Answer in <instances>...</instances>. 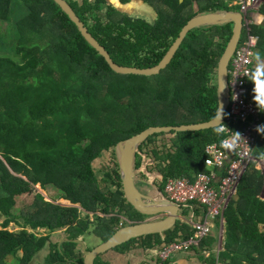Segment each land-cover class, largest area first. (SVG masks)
<instances>
[{
	"label": "trees",
	"instance_id": "16d2710c",
	"mask_svg": "<svg viewBox=\"0 0 264 264\" xmlns=\"http://www.w3.org/2000/svg\"><path fill=\"white\" fill-rule=\"evenodd\" d=\"M17 1L27 14L14 25L16 60L0 56V264H10V260L32 264L48 248L44 264H83V251L75 252V247L91 223L78 207L86 213L109 214L96 216L93 223L91 234L102 242L116 230L114 216L122 214L129 222L146 218L127 203L118 167H103L97 177L93 162L112 153L118 142L151 126L213 119L218 109L219 61L233 25L192 30L157 75L119 74L52 0ZM65 1L115 63L143 69L161 62L191 19L237 12L224 0H118L121 5L141 1L153 8L156 20L150 24L124 15L107 0ZM10 8L11 0H0V21L8 20ZM250 34L258 37L257 45L264 40L256 28ZM248 98L256 106L264 100V81L255 72ZM259 124H264V109ZM223 137L215 128L154 134L138 147L135 183L147 182L146 174L138 172L143 153L158 167L163 191L169 178L192 179L199 173L206 146ZM261 154L264 135L258 133L254 157L261 160ZM257 176L252 166L229 201L219 264H264V201L258 198L261 182ZM37 185L55 191L57 198L72 206L53 204L38 193L14 214L15 200ZM188 212L184 210L182 216ZM11 224L19 231L9 232ZM42 228H66L69 236L52 245L48 237L38 238L27 231ZM163 234V238L152 234L132 239L112 250L158 248L187 239L192 226L178 220ZM216 241L217 235H210L201 247H211ZM101 256L94 264H108Z\"/></svg>",
	"mask_w": 264,
	"mask_h": 264
},
{
	"label": "built area",
	"instance_id": "2783aa9c",
	"mask_svg": "<svg viewBox=\"0 0 264 264\" xmlns=\"http://www.w3.org/2000/svg\"><path fill=\"white\" fill-rule=\"evenodd\" d=\"M230 1L233 6L240 8L239 14L244 24L242 12L247 7H253L251 3L254 0ZM240 39L229 60L227 112L231 115L224 120V137L221 140L230 141L235 131L242 132L245 138L240 139L235 150L222 147L221 141L208 144L205 148L204 166L199 173L192 179L179 177L166 181L162 191L166 199L179 207L180 216L184 210L191 212L190 221L184 220L192 226V235L154 249L151 253L157 264H163L173 254L199 247L213 233L217 224H224L225 211L240 180L252 166L261 162L254 157L258 138L255 127L259 124L261 110L248 98L258 37L247 30L242 41Z\"/></svg>",
	"mask_w": 264,
	"mask_h": 264
},
{
	"label": "water",
	"instance_id": "95a60500",
	"mask_svg": "<svg viewBox=\"0 0 264 264\" xmlns=\"http://www.w3.org/2000/svg\"><path fill=\"white\" fill-rule=\"evenodd\" d=\"M64 13L68 15L71 21L76 25L81 35L92 45L101 56H103L110 68L119 74H134L142 76H153L159 74L174 58L177 50L181 46L185 37L194 29L204 26H218L224 24H232L233 31L229 42L224 49L223 55L218 66V107L220 100L226 106L229 105V60L234 53L239 39L242 35V17L239 13H218L210 15H200L191 19L182 29L179 37L175 40L161 62L152 68H137L129 66H121L115 63L97 39H95L77 17L71 6L65 0H52ZM118 1V0H117ZM119 2V1H118ZM183 2V0H180ZM121 5V4H120ZM221 84V95H220ZM225 120V119H224ZM223 121H214V118L202 123L187 124L180 126H151L139 134H136L128 139L118 142L116 145L118 152V165L122 192L129 205L138 213L145 216V220L141 222H129L128 225L122 226L114 231V233L104 242L93 247L90 250L83 251V264H94L97 256L112 250L132 239H137L146 235L160 234L173 229L180 216L179 207L172 204L160 192V198H155L142 193L135 183V156L139 153V145L146 141L149 137L157 133L163 132H189L212 129L218 126ZM159 219H147L149 217H158Z\"/></svg>",
	"mask_w": 264,
	"mask_h": 264
},
{
	"label": "rangeland",
	"instance_id": "374dc122",
	"mask_svg": "<svg viewBox=\"0 0 264 264\" xmlns=\"http://www.w3.org/2000/svg\"><path fill=\"white\" fill-rule=\"evenodd\" d=\"M78 3H82L83 0H75ZM93 1V0H92ZM247 1V0H245ZM224 2L231 8H234L235 6H233L232 1L230 0H224ZM238 3V1H236ZM107 3L111 6L114 7L117 11L123 13L124 15H127L128 17L132 18V19H141L146 21L147 23L152 24L154 21V19L156 18V12L154 11L153 8H151L150 6L144 4L141 1H133L130 2L127 5H120V3L117 0H107ZM253 5V7H247L245 11L242 12L243 16H244V24H243V32H242V37H244L245 32L248 30H250V32L252 31V27L253 24L251 22V13L259 10L260 8H263L261 6H263L262 4V0H254L253 3H251ZM250 4V6H251ZM246 7V4H245ZM237 8V12L236 13H241L240 12V8L239 7H235ZM27 12L26 10L22 7L21 4L18 3L17 0H11V8H10V15L7 21H0V56H8L13 58L14 60H16V57L14 56V51H15V38L13 36L14 33V25L16 22H18V20L23 19L22 17L26 16ZM164 78V77H163ZM144 156V161L145 163L147 162V169L148 172L146 173V176L144 178L145 181H147L146 186L142 185L141 183H137V188L142 192V193H148L149 191V195L153 196L155 198H160V192H162L160 190V186L159 183L163 180L162 175L160 174V172H158V167L155 168V165H153V161L150 159V157L148 155H146L145 153L142 154ZM144 161L142 166L144 165ZM261 162H259L258 164H255L253 166V168H255V170H258V178L260 179L261 182V188H260V192L258 193V198L261 201H264V158H262V160H260ZM118 152H117V148L115 147V149L113 150V152L111 153V151H109L107 154H105L102 158L97 159L93 162V168L96 171V175L97 177H101L102 172H103V167L106 166H110V167H118V172H119V165H118ZM142 167H140L138 169V172L140 173V175L143 173ZM120 175V174H119ZM41 194L44 199L48 202H52L53 204H57L60 206H66V207H70L72 206V204H70L68 201H65L63 199H59L57 198V193L51 189H46V190H42L40 189V187L34 186L32 187L31 191L27 194L22 195L20 198L15 200V208L13 209V213L14 214H18V212L23 209L24 207H26V205H29L33 199L34 196L36 194ZM130 206V205H129ZM76 207H78L76 205ZM78 210L81 212V216H88V219L91 223V225L88 226V230L80 235L77 239V244L75 247V252H78L79 250H82L83 247L85 249H92L93 247L99 245L100 243H102V241L97 238L96 236H94L93 234H91V231L94 228V220L95 217H103V216H109L108 215H104L101 212L97 211L95 213H86L84 211H81L78 207ZM132 210V209H131ZM111 216V215H110ZM115 218H117L118 220L116 221L115 225V229L117 230L118 228L125 226L127 223H129V220H127V217H125L122 214L116 215L114 216ZM162 218L161 216L158 217H149L147 219H159ZM187 220L188 222L190 221L191 218V212H188L185 214V217H183L182 215L179 216L178 220H183L184 219ZM177 220V221H178ZM3 223V219L0 218V229H1V225ZM7 230L9 232H16L19 231V228L16 227L15 225L11 224L8 226ZM28 232L33 233L34 235H36L38 238L41 237H48L49 239V243L54 245V244H60L62 240H65L69 234H67L66 228H57L55 230H48V229H38L36 231H30V229H27ZM163 234V233H160ZM223 235V234H222ZM48 246V245H47ZM50 247V246H49ZM47 252H49V248L43 250L35 259V261L32 264H44V258L47 254ZM112 251L109 250L105 253L102 254L101 258L105 259V260H109L112 261L114 264H124L122 261L126 260L127 264H133L137 261V258H135V253L134 254H127L125 255V257L120 258L117 257L114 253H111ZM139 254V253H138ZM150 254L147 253H142V255H139L141 260H145L146 263L148 264H152L153 262H155V259L153 258H149ZM10 264H14L13 260L9 261ZM139 264V263H138ZM155 264V263H153Z\"/></svg>",
	"mask_w": 264,
	"mask_h": 264
},
{
	"label": "crops",
	"instance_id": "0c3cea01",
	"mask_svg": "<svg viewBox=\"0 0 264 264\" xmlns=\"http://www.w3.org/2000/svg\"><path fill=\"white\" fill-rule=\"evenodd\" d=\"M263 8H260L259 10H256L252 12L250 15L251 22L253 24V28H256L263 36H264V0H262ZM225 13H230V12H225ZM236 13V12H233ZM156 18L153 20L155 21ZM259 53V55H257ZM254 72L256 78H258L259 81H264V40H259L258 45L256 46L254 50ZM147 162L142 166L143 173H147ZM147 184V182H146ZM143 183L142 185H145ZM146 195H149L148 193H144ZM185 219V218H183ZM218 227H216L211 235L216 236L217 235V241L216 243H213V245L210 247V245H207L205 247H195L192 249H189L188 251H182L178 252L176 254H173L168 258L163 264H219L218 263V256L219 252L222 250V245H223V235L225 232L224 229V224L219 223L217 224ZM161 238H163L164 234H160ZM154 249H139L136 248L135 246L131 247L128 251H125L123 253L117 252L115 250H111V253H114L117 257L123 258L127 254H134L135 253V258H137V261L133 264H148L146 263L145 260H141L139 255H142V253H149L150 257L149 258H154L153 254L151 253ZM139 253V254H138ZM105 260V259H104ZM108 262V264H114L112 261L105 260ZM124 264L126 263V260L122 261ZM157 264V262H153ZM152 263V264H153Z\"/></svg>",
	"mask_w": 264,
	"mask_h": 264
},
{
	"label": "clouds",
	"instance_id": "9594fccd",
	"mask_svg": "<svg viewBox=\"0 0 264 264\" xmlns=\"http://www.w3.org/2000/svg\"><path fill=\"white\" fill-rule=\"evenodd\" d=\"M259 55V53H257ZM264 74V73H262ZM220 95H221V84H220ZM254 102L256 103V98H254ZM261 106H257L260 110L264 109V100L260 101ZM230 113L227 112L226 106L223 104V102L220 100L219 107L216 110L214 121H223L225 118L230 117ZM224 123H220L218 126L215 127L216 134L222 135L224 132ZM255 131L258 132L261 135H264V124H258L255 127ZM245 138L242 132L235 131V133L230 138V141L221 140V146L228 149V150H235L236 147L239 145V141L241 138ZM261 158H264V154H261Z\"/></svg>",
	"mask_w": 264,
	"mask_h": 264
}]
</instances>
